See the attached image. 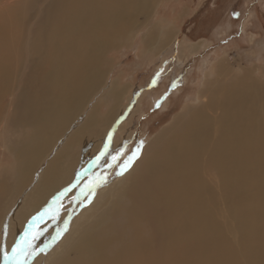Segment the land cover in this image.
<instances>
[{
	"label": "rangeland",
	"instance_id": "374dc122",
	"mask_svg": "<svg viewBox=\"0 0 264 264\" xmlns=\"http://www.w3.org/2000/svg\"><path fill=\"white\" fill-rule=\"evenodd\" d=\"M122 1L97 0L93 4L86 0H0V13H3L0 16L16 17L13 37L2 56L7 73L5 79H0L1 137L5 132L17 135L29 129L33 136L40 138L42 157L38 162L41 165L46 157L47 161L55 156L59 158V148L70 143L67 139L63 144L62 141L71 125L75 124L72 129L79 133V138L86 132L82 128L85 122L80 119H85L92 108L98 115L92 119L90 131L73 149L68 168L54 164L51 170L44 169L32 181L23 183L13 196L9 193L0 198L1 204L10 199L17 202L49 173L44 185H49L51 191L33 211H27L29 215L9 250L30 224L31 231L38 234L35 247H53L65 233V227L68 229L81 209L90 205L103 190L105 193L96 200L98 204H94L92 211L110 210L109 189L142 159L146 144L186 107H200L210 119L204 150H200L194 166L201 188L199 210L205 213L201 219L195 215L191 221L178 222L168 232V240L160 239L157 244L148 243L146 247L152 250L157 264H264V143L254 152L261 157L241 155L230 168L234 174L220 175L230 169L217 172L210 155L219 127L222 99L217 92L213 97L199 95L207 79L217 86H225L244 76L245 71L247 81L264 85V0H153L149 8L134 11L128 20L110 23L104 32L105 44L93 60L100 67V76L88 85L90 89L84 87L89 90L81 94L79 108L70 113L68 126L45 128L42 141L40 127L55 105H60L57 98L62 97V88L67 86V76L57 72L55 63L49 59L54 53L51 47L58 36L57 28L64 26L60 17L62 7L68 13L79 9V3L84 2L80 13L86 14L95 10L89 8L102 4L110 15L112 5H121ZM186 41L195 42L197 47L181 59L182 44ZM37 43L38 49L34 46ZM220 60L227 67L223 66L220 73L211 72ZM58 65L64 70L67 63ZM57 78L65 82L61 84ZM221 93L224 96L223 90ZM23 94L27 98L26 112L17 110L22 105ZM123 127L128 131L122 132ZM120 137L124 138L115 143ZM5 144L0 139V169L10 163ZM129 158H132L130 165L123 170L122 165ZM254 162L262 163L258 165L261 168H253ZM52 172L57 173L52 176ZM93 185L94 195H91L89 188ZM4 209L3 205L1 210ZM40 213H44L42 219L33 223V217ZM10 214V210L0 214L6 224ZM49 231L53 233L51 236ZM58 231L62 235L53 242ZM42 253L36 254L29 264ZM137 257L134 264H145L143 257L146 256Z\"/></svg>",
	"mask_w": 264,
	"mask_h": 264
},
{
	"label": "bare ground",
	"instance_id": "6f19581e",
	"mask_svg": "<svg viewBox=\"0 0 264 264\" xmlns=\"http://www.w3.org/2000/svg\"><path fill=\"white\" fill-rule=\"evenodd\" d=\"M96 1L86 0L93 4ZM152 1L123 0L121 5L117 3L112 5L113 11L109 12L110 15L106 14L107 10L102 4L89 8L95 9L92 12L89 11V15L80 13L84 2L79 3V9L74 8L68 13L64 11V6L62 7L60 17L64 26L57 28L58 36L54 40V46L51 47L54 53L49 55V59L55 63L50 64L56 66L57 72L67 76V86L66 89L62 88V97L57 98V101L60 100V105H55V110L49 113L40 127L42 141L45 128L48 130L52 126H58L64 129L66 125L68 126L70 113L79 106V101L83 97L81 94L88 92L91 88L88 85L96 81L94 78L100 76V67L95 66L97 61L93 60L105 44L104 32L109 24L128 20L131 18L129 15L134 11H144L149 8ZM0 14L3 15V13ZM2 15L0 16V79H5L7 67L5 58L2 56L13 37L16 17ZM112 19L116 20L113 22ZM51 40L49 46H51ZM39 45L37 43L34 46L38 49ZM182 45L181 59H185V54L193 52L197 47L195 42L188 41ZM191 45L194 47H189ZM9 49L7 48V51ZM65 62L68 66L66 65L64 70L57 66V63L64 65ZM214 66L210 71L215 73H220L223 66L227 67L223 60L215 63ZM247 77L245 71L244 76L225 86H217L214 81L207 79L199 93L200 97L201 95L213 97L217 92L222 99L219 127L217 136L212 142L213 154L210 155L218 169L217 172L234 167L241 155L261 157L254 152L259 151L262 142L264 143V85L253 80L247 81ZM57 80L60 82L58 78ZM86 86L89 87L88 90L84 89ZM222 90L224 96L221 93ZM0 93L2 94V88ZM112 93L113 91L110 94ZM21 101L22 105L17 107V110L26 112L25 94L21 97ZM94 112L92 108L88 114L86 113L85 119H80L81 122H85L82 128L86 132L92 128V119L98 116ZM209 120V117L201 112L200 107H188V109L186 107L180 114L175 115L173 121L146 144L141 153L142 159L140 157L131 170L113 183L109 189L112 208L106 209L103 213L92 211L98 204L96 200L105 193V190L101 191L90 205L81 209L61 239L53 247L49 246L46 252L36 256L33 264H134L133 261L138 255L147 257H143L145 264H157L154 255L150 252L152 250L146 247L148 243L157 244L160 239L168 240L166 236L171 229L175 228V224L191 221L195 215L201 219L205 213L199 210L201 206L198 194L201 188L194 174L197 157L200 150H204L203 143L206 141V132L210 126ZM73 125L63 137L62 144L66 139L70 140V143H65L59 148V158L52 156V160L47 161L48 157L45 156L41 165L38 162L42 157L39 136H33L29 129L22 134L12 135L5 132L2 137L0 135L3 144L6 143V151L8 150L10 156V163L0 169V198L9 193L13 196L23 183L32 181L36 174L44 169L51 170L54 164L68 168L74 155L73 149L86 134L84 132L78 138L79 133L72 129ZM53 130L57 131V129ZM121 131L126 132L128 129L123 127ZM122 138L124 137L114 139V142L120 143ZM261 164L254 162L253 168H261L258 166ZM229 172L235 173L230 169L220 172V175L229 174ZM56 173L52 172L51 175L55 176ZM31 174L33 177H30ZM47 175L41 184L33 185L31 190L22 194L17 202L13 203V199H10L1 204L2 199H0V214L2 211H11L7 224L0 217V247L9 249L26 217L35 209L39 201L45 199V194L51 191L49 185H44ZM56 185L58 186V183ZM3 205L6 209L1 210ZM5 225L7 226L6 235ZM52 234L51 232L49 236ZM2 257L3 254L0 253L1 262Z\"/></svg>",
	"mask_w": 264,
	"mask_h": 264
},
{
	"label": "snow or ice",
	"instance_id": "6c2138e0",
	"mask_svg": "<svg viewBox=\"0 0 264 264\" xmlns=\"http://www.w3.org/2000/svg\"><path fill=\"white\" fill-rule=\"evenodd\" d=\"M107 147V145L105 146ZM138 151V150H137ZM104 153L101 152L100 156H103ZM136 155V153L133 154V157ZM100 157H97V160H99ZM132 158H129V162L122 165L123 170H127V167L130 165V161ZM118 174H123L118 173ZM106 181H100L98 183H103ZM94 186H90L89 192L91 195H94ZM62 195V194H61ZM47 211V209L45 210ZM44 213L38 214L37 217H33V223L38 220L42 219ZM65 225H67V221H65ZM7 226L5 225V235L7 234ZM67 228L65 227L64 231H66ZM62 235V232L58 231L56 236L53 237V242L58 239ZM38 239V234L34 231H31V224L29 226V229L25 230V233L23 236H21L11 247V249H7L6 247H0V253L3 254V264H29V261L39 252H46L47 251V245L43 248H37L34 245V241Z\"/></svg>",
	"mask_w": 264,
	"mask_h": 264
}]
</instances>
